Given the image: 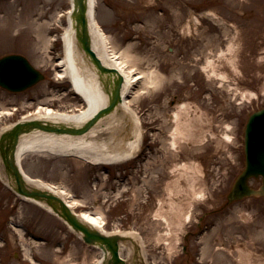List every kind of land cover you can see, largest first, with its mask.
<instances>
[{"label":"rangeland","instance_id":"374dc122","mask_svg":"<svg viewBox=\"0 0 264 264\" xmlns=\"http://www.w3.org/2000/svg\"><path fill=\"white\" fill-rule=\"evenodd\" d=\"M67 5V0H0V57L21 54L45 75L24 92L0 88V107L19 109L16 116L2 115L0 125L38 106L66 112L82 107L67 79L55 82L61 41L57 38L54 50L46 48L48 37L62 32L54 16ZM207 11L220 19V28L203 20L207 39L191 49L189 17ZM95 15L106 45L116 55L126 51L132 73L152 76L148 85L134 84L135 90L144 87L138 97L127 96L141 121V152L99 166L72 156L28 153L21 161L25 173L66 189L74 211L99 216L107 233H137L146 264H264V198L237 202L197 227L199 214L221 206L243 167L245 119L264 106V0H97ZM224 27L237 31L231 54L224 52L232 38ZM219 50L226 54L220 59ZM187 103L179 116V143L171 149V115ZM227 125L235 131L234 143L225 138ZM0 205L1 264H62L58 258L77 241L59 220L21 203L2 184ZM156 214L171 224L170 235ZM76 249L85 258L78 264H89L95 255Z\"/></svg>","mask_w":264,"mask_h":264},{"label":"bare ground","instance_id":"6f19581e","mask_svg":"<svg viewBox=\"0 0 264 264\" xmlns=\"http://www.w3.org/2000/svg\"><path fill=\"white\" fill-rule=\"evenodd\" d=\"M96 3L97 0H89L88 4L89 29L92 39L91 46L105 66L108 65V67L117 69L120 75H122L124 78L121 95L123 102L120 105V112L122 116H124V119H122L121 116H118L120 117V119L124 120V122H121V128L120 130H117V132H115L114 136L112 134V130H116V121L114 120H117V118L115 114V119L113 120V122H110V124L105 127V129L98 132H95L93 130L91 133H84L83 135L78 136H59L56 134L38 135L36 133H33L31 135L24 136V138L21 137L17 149V158L19 160L27 153H34L38 155L55 154L60 156H75V158L77 157V159L80 158L94 163L108 164L129 159L139 150L142 136V132L139 126L140 122L137 116L129 108V106H127L126 94L131 92L132 95L138 97V95H140L141 89H143L144 87L142 86L140 89L138 88L137 90H135L133 88L135 86L134 84L139 81H143L144 85H148L151 83L150 79L152 78V76H149L148 74H142L141 72L132 73L131 68L133 66V62L126 59V51L119 53L118 55H114L115 53L110 55L105 45L106 37L103 35L95 19L94 9L96 7ZM68 21L69 25L62 38L64 43V52L63 56L60 57V62L58 64L59 66H62L63 69L58 75L60 77H66L69 79L72 86L71 88L78 94V96H80V98L84 100L86 106L83 107L84 109L80 110L79 112L74 113H59V111L57 112L51 109L44 108L43 110L45 112L37 110L30 118L44 117L46 118V120L54 123L76 125L88 119L99 107L104 106L107 103L108 97L102 91L95 71L93 69L90 70L89 68H86L83 64H81V57H78L79 55L75 46L73 23L69 17ZM128 73L131 74L128 75ZM0 109L2 108L0 107ZM3 109L5 110L6 108ZM178 109L179 110L172 115V121H174L175 130L170 135L171 149H176L177 143H179L178 135L176 133L177 127L180 123V113H182L186 109H189V105L188 103L184 104L182 106H179ZM129 121H131L132 125ZM127 125H130L132 127V131L129 130V127ZM105 133H109L111 137L109 136L110 138H102ZM227 137L229 138L228 140H232L231 136ZM29 184L35 187H39L41 190H49L52 193H57L59 197L70 208H72V199H68L64 196L66 189H58L49 186L48 184L41 181H34L32 179H30ZM80 215L85 221L101 229V220L98 216H94L87 212H81ZM154 217L157 220L158 218H161L163 224L165 225V235H170L172 232V227L168 220L158 216L157 214L154 215ZM103 233L105 234V236L108 235L106 231H103ZM118 233L126 237H137L134 235V233L120 231ZM153 238L157 240L156 236ZM135 240L138 239L136 238ZM143 251L140 253V256L142 258ZM96 252L100 255V252ZM67 264H76V261L69 260Z\"/></svg>","mask_w":264,"mask_h":264},{"label":"water","instance_id":"95a60500","mask_svg":"<svg viewBox=\"0 0 264 264\" xmlns=\"http://www.w3.org/2000/svg\"><path fill=\"white\" fill-rule=\"evenodd\" d=\"M75 13L73 14L75 21L77 22V31L78 40L82 43L83 49L89 54L91 57V60L95 64V66L102 72L110 71V69L104 68L101 66V63L99 60L95 57L94 53L90 51L88 46V40H87V20L85 17V6H84V0H75ZM113 71V70H112ZM114 72V71H113ZM39 78V75L36 71H34L27 62L17 56H11L6 57L2 60H0V85L11 89V90H19L22 89L36 81V79ZM118 81H121V78H119ZM114 98L111 102V105L108 109L102 110L100 114L103 112H107L111 109V106L116 102L118 99V92L117 89L113 93ZM251 128H250V136L247 138V168L246 171L238 178L236 181V184L234 186L233 191L231 192L230 199L232 198H240L245 195L244 192H247L246 194H256V195H264V110L263 112L257 113L254 115V117L251 118ZM249 125V127H250ZM261 143H258V142ZM11 169L13 168L11 164ZM15 173V170H13ZM258 174H261L263 176V187L260 188L257 192H250L246 191L245 187V181L249 176H257ZM64 217H67V219L73 223L75 226L79 227L86 235L87 238L91 239H98L102 242H104L112 251L114 258L117 260L116 257V240L117 237H109L105 238L98 233H90L75 221L73 217H71V214L67 208L62 207ZM118 261V260H117ZM119 262V261H118Z\"/></svg>","mask_w":264,"mask_h":264}]
</instances>
